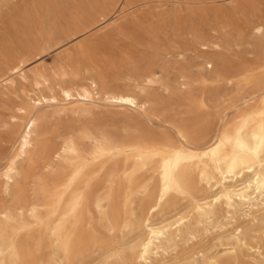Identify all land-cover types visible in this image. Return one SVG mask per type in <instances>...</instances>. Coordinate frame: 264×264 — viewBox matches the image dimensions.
<instances>
[{
  "label": "rangeland",
  "instance_id": "rangeland-1",
  "mask_svg": "<svg viewBox=\"0 0 264 264\" xmlns=\"http://www.w3.org/2000/svg\"><path fill=\"white\" fill-rule=\"evenodd\" d=\"M7 3V9L0 10V237L21 246V260L143 264L136 256L147 236L146 219L159 224L185 217L181 237L167 246L164 259L149 264H259L264 259L259 243L264 218L254 223L237 218L222 230L208 232L195 201L215 191L199 182L194 171L197 152L181 142L176 130L192 124L196 140L211 144L226 123L264 93V31H258L264 29V0H240L238 9L232 7L237 0ZM87 25V31L76 34ZM207 61H213V68H207ZM248 68L255 69L254 79H246ZM96 70L105 74L109 89L133 92L143 106L118 107L98 90L92 99L60 95V85H70L75 78L82 81ZM42 96L57 99L39 104ZM27 112L39 117L37 138L29 155L16 157V183H7L4 166L19 154ZM104 138L117 147L93 161L98 170L94 182L104 193L115 174V228L109 230L94 211L86 213L69 255L57 256L50 235L54 208L48 189L63 162L53 151L70 139L91 149ZM147 139L180 147L189 170L187 191L170 193L152 213L148 209L155 200L149 195L157 191L158 175L150 167L133 168L128 160L132 143ZM231 214L220 205L213 218L224 223ZM237 226L242 228L240 241L232 233ZM244 243L248 248L241 250ZM253 247L260 252L253 253Z\"/></svg>",
  "mask_w": 264,
  "mask_h": 264
},
{
  "label": "bare ground",
  "instance_id": "bare-ground-1",
  "mask_svg": "<svg viewBox=\"0 0 264 264\" xmlns=\"http://www.w3.org/2000/svg\"><path fill=\"white\" fill-rule=\"evenodd\" d=\"M90 27L87 25L76 34L87 31ZM261 64L264 69V58L261 60ZM213 65V61L206 62L207 68H213ZM244 74L247 80L256 77L255 69L246 70ZM23 75L21 74V76ZM228 82L232 83V80H228ZM69 83L70 85L59 86V93L64 99L73 97L82 98V100L83 98L92 99L93 91L98 90L105 95L107 100L114 102L118 107L143 106L139 97L133 92L109 89L105 74L99 70L87 73L82 81L75 78ZM56 99V96H42L41 99H38V103ZM128 101H132V103H128ZM70 103L75 105L77 102L71 101ZM23 118L26 119V129L20 141L19 154L10 158L4 166L3 174L7 183L15 182L16 172L19 169V158L16 157L29 155L37 138L39 117L27 112ZM176 131L179 133L177 135L180 139L182 135L184 141L191 140L185 134V128H178ZM195 144L198 160L194 171H197L199 182L215 191L212 196L195 201V211L203 221L205 229L208 232L211 229L222 230L225 225H230L232 220L235 221L237 218H242L250 223L258 221L259 216L264 218V171L261 170L264 169V159H261V155L264 154V93L253 105L248 106L245 111L243 110L233 120L226 123L214 142L204 145L201 139H195ZM116 147L114 141L108 138L97 141L91 149L84 148L75 139H70L54 149L53 155L63 162V167L57 170L55 181L48 189L51 206L54 208V220L50 235L57 256H61L62 253L66 256L69 255L78 226L86 213L94 211L107 222L109 230L115 228L112 221V217L115 219L113 214L114 196L112 194L115 174L112 173L108 179L111 183L108 190L99 193L94 182L98 170L93 161L96 158L106 157ZM128 160L132 162L133 168L150 167L158 175L157 191L149 195L152 200H155V204L149 206L148 213H152V209H156L163 203L170 193L187 191L189 170L183 163V150L180 147L166 146L151 139L136 141L132 143ZM246 165L252 166L254 175L247 171H243L241 174L240 170ZM178 171L181 176H187L186 182L181 183L177 180ZM252 187L258 188L259 191L252 192ZM147 190L148 188L145 186L144 191ZM217 196L220 197L219 200L216 199ZM161 197L163 198L161 199ZM220 205L232 213L225 217L224 223L215 222L213 218L214 209ZM36 210V207L31 210L35 217H37ZM146 221L147 236L141 242L136 256L143 264L151 263L152 259H164L167 254V246L176 238L181 237L188 220L185 217H179L173 222L163 221L159 224L148 218ZM241 232V226L235 227L232 232L238 241H240ZM258 251L260 252V249ZM21 259V246L0 237V262L7 264L6 261H8V264H14Z\"/></svg>",
  "mask_w": 264,
  "mask_h": 264
},
{
  "label": "snow or ice",
  "instance_id": "snow-or-ice-1",
  "mask_svg": "<svg viewBox=\"0 0 264 264\" xmlns=\"http://www.w3.org/2000/svg\"><path fill=\"white\" fill-rule=\"evenodd\" d=\"M220 2H222V0H220ZM8 6H9V5H8V3H7V0H0V10L7 9ZM241 6H242V5H241V3H240V0H237V3H235V4L232 5V7L237 8V9L240 8ZM229 30H230L229 27H225V28H224V32H225V33H227ZM258 31H264V29H258ZM214 46L217 47V48L220 47V45H219L218 43L215 44ZM208 67H211V65H208ZM18 71H19V69H17V72H18ZM128 103H132V101H128ZM200 107H201V109H203V106H200ZM182 127H184V128L186 129V133H185V134H187V135L190 137V139L193 141V143L189 144V143H187L186 141L183 140V136L181 135V141H182V143H185V146H186V147H189V148H195V147H196L195 139H196V136H197V129H195V127H194L192 124L182 125ZM176 134L179 135V133H176ZM261 159H264V154L261 155ZM261 170L264 171V169H261ZM240 171H241V174L243 173V171H247L248 173H250V174H252V175L255 174V173L253 172V169H252V166H251V165H246V166H245L243 169H241ZM176 178H177V180H179L181 183H184V182L187 181V176H181V175L179 174V171L177 172V177H176ZM251 191H252V192H258L259 189L256 188V187H252ZM162 198H163V197H161V199H162ZM216 199L219 200L220 197L217 196ZM152 211L155 212L156 209L153 208ZM259 243H260V247H261V249H264V233H262V234L260 235V237H259ZM239 248H240L241 250H243V249H247V248H248V245H247V243H244V244L239 245ZM230 251L235 252L236 249H231ZM251 251H252L253 253H255V252L257 251V249H256L255 247H253V248L251 249ZM141 259H143V257H141ZM0 264H2V262H0ZM17 264H31V261H28V260H18V261H17ZM246 264H247V262H246ZM259 264H264V259H261V260L259 261Z\"/></svg>",
  "mask_w": 264,
  "mask_h": 264
}]
</instances>
